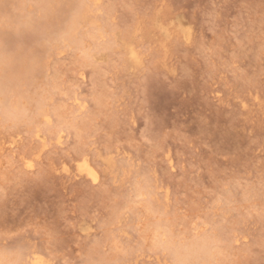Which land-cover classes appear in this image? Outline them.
Here are the masks:
<instances>
[{
	"label": "rangeland",
	"instance_id": "1",
	"mask_svg": "<svg viewBox=\"0 0 264 264\" xmlns=\"http://www.w3.org/2000/svg\"><path fill=\"white\" fill-rule=\"evenodd\" d=\"M83 2L0 0V263L264 264V0Z\"/></svg>",
	"mask_w": 264,
	"mask_h": 264
},
{
	"label": "bare ground",
	"instance_id": "2",
	"mask_svg": "<svg viewBox=\"0 0 264 264\" xmlns=\"http://www.w3.org/2000/svg\"><path fill=\"white\" fill-rule=\"evenodd\" d=\"M84 1V0H83ZM83 1H80L79 0V4H78V12L79 13H81V15L83 16L82 18H85V14L88 12V10H87V12H85V8H84V2ZM50 2V1H49ZM86 5V4H85ZM85 9V10H84ZM88 14V13H87ZM81 15L79 14V16L81 17ZM75 18V17H74ZM72 19L71 21H70V23H69V25L66 27V30H64L65 31V33L66 34H68L69 33V31L70 30H72V29H74L75 27H76V25L77 24H80L81 25V21H83L82 19H80L79 18V23H78V19ZM78 18V17H77ZM81 20V21H80ZM87 20H88V18H87ZM84 22V21H83ZM85 23H87V21L85 22ZM82 26V25H81ZM78 29V28H77ZM71 33H73V32H75V31H70ZM77 34V33H76ZM92 35L94 34V33H91ZM73 35V37H75L74 36V34H72ZM89 36H90V34H89ZM93 36H95V35H93ZM69 37L70 36H68V39H69ZM92 37V36H91ZM94 38V37H93ZM75 40V39H74ZM69 41H70V39H69ZM72 41V40H71ZM70 41V42H71ZM81 41H83V40H81ZM74 43L77 45V46H79V45H82L81 44V42L80 41H77V40H75L74 41ZM89 48V47H88ZM85 50V49H84ZM92 51V50H91ZM84 53V52H83ZM91 53V52H90ZM1 61V60H0ZM26 65L24 64L23 66H20L19 67V69L16 71V73L14 74V73H12V74H14L13 75V78H12V80H14V85H11L9 82L10 81H5V82H3L2 81V83L0 84V104H1V109H2V111H3V113H5L6 114V117L7 118H5V120L6 119H10L11 120V112H10V110H9V112L11 113L10 114V117H9V115L7 114V106L5 105V102L7 101H9V103H10V105L9 106H11V105H13L14 107H13V110H14V112H15V115H17V119L16 120H18V118H20V116L23 114V108H21V106L19 105L20 103H19V101H17V99H19V98H15V96L19 93L18 92V83H19V80L21 79V77L23 76V75H26V73L28 72V70L29 69H27L28 67H25ZM11 80V79H10ZM18 89V90H17ZM34 93V92H33ZM40 94V93H39ZM20 95L21 94H19V96L18 97H20ZM40 95H42V97L41 98H45V97H43V93L42 94H40ZM22 96V98H21V100L23 101V98H25V97H23V95H21ZM30 96H32V95H30ZM35 96H37V95H35ZM28 97V96H27ZM39 97V96H38ZM38 97H37V100H33L34 102H32L31 100H29V102L31 103H36V101L38 102L39 100H38ZM48 97V96H47ZM46 97V98H47ZM36 97H34L33 99H35ZM29 99V98H28ZM31 99H32V97H31ZM26 100V101H25ZM24 100V102H28L27 101V98ZM43 100H45V99H43ZM42 101V99L40 100V102ZM39 102V104H37V105H35V108H36V106H38V112H39V114H37L38 116L40 115V114H42V111H43V109H44V107H43V103L41 102L40 103ZM44 102V101H43ZM9 103H7V104H9ZM29 103V104H30ZM45 103V102H44ZM22 105V104H21ZM24 105H25V103H24ZM32 105V104H31ZM30 105V106H31ZM6 106V107H5ZM12 107V106H11ZM11 107H9V108H11ZM8 108V109H9ZM25 108V107H24ZM26 108H27V106H26ZM27 109H30V108H27ZM36 110V109H35ZM11 111H12V109H11ZM25 112H26V110H24ZM45 111V110H44ZM31 113V112H30ZM14 115V116H15ZM37 115H36V117H37ZM32 116V115H31ZM42 116V115H41ZM25 117V116H24ZM26 117H27V115H26ZM40 117V116H39ZM14 117H12V119H13ZM40 118H42V117H40ZM24 119V118H23ZM33 119V116L31 117V120ZM10 120H8V121H10ZM15 120V121H16ZM21 120V119H20ZM7 121V120H6ZM14 121V120H13ZM15 121L13 122V123H15ZM25 121H27V120H25ZM33 122H32V124L33 123H35V121L34 120H32ZM23 122V121H22ZM37 122V121H36ZM12 123V124H13ZM18 123H20L19 121H18ZM13 150V149H12ZM89 170V169H88ZM90 174H92L93 175V173L92 172H89ZM93 178H95V177H93ZM155 226H156V224H155ZM155 228H157V227H155ZM152 229H154V227L152 228ZM155 233V232H154ZM164 238V237H163ZM165 240V239H164ZM157 241V240H156ZM188 244V243H187ZM170 250H171V254H172V256H173V259H174V263L175 264H199L200 262H199V260L200 259H205L206 258V256L208 255V245H207V241L204 239V240H196V241H194L192 244H189V245H184V246H179V247H170L169 248ZM8 258V257H7ZM16 257H14V259H11V260H6V262L4 261L3 263L4 264H18V261H19V259H15ZM5 260V259H4ZM201 260V261H202ZM1 261V260H0ZM1 264V263H0ZM23 264V263H22ZM35 264H40V263H35Z\"/></svg>",
	"mask_w": 264,
	"mask_h": 264
}]
</instances>
